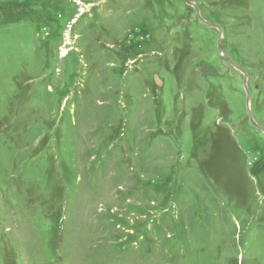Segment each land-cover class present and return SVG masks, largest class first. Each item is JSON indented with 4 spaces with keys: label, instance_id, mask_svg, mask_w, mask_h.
Instances as JSON below:
<instances>
[{
    "label": "rangeland",
    "instance_id": "374dc122",
    "mask_svg": "<svg viewBox=\"0 0 264 264\" xmlns=\"http://www.w3.org/2000/svg\"><path fill=\"white\" fill-rule=\"evenodd\" d=\"M264 129V0H188ZM180 0H0V264H264V134Z\"/></svg>",
    "mask_w": 264,
    "mask_h": 264
},
{
    "label": "water",
    "instance_id": "95a60500",
    "mask_svg": "<svg viewBox=\"0 0 264 264\" xmlns=\"http://www.w3.org/2000/svg\"><path fill=\"white\" fill-rule=\"evenodd\" d=\"M182 1L183 3H185L186 5L190 6L191 8H193V10L195 11L196 13V16L198 18V20H200L202 23H204L199 15V10H198V7L195 5V4H192L190 3L188 0H180ZM205 25H207L208 27L212 28V29H215L217 30L218 32V38H217V51L219 53V56L220 58L228 65L232 66L233 68L237 69L242 75H243V89L246 93V106H247V110H248V118H249V121L251 123V125L253 127H255L256 129H259L263 134H264V129L262 127H259L258 125H256V123L253 121L252 119V116L249 112V93H248V90H247V74L242 70V69H239L237 68L235 65H233L224 55V52L222 50V47H221V41H222V30L219 26H216V25H211V24H207V23H204ZM263 158H264V151H263Z\"/></svg>",
    "mask_w": 264,
    "mask_h": 264
}]
</instances>
